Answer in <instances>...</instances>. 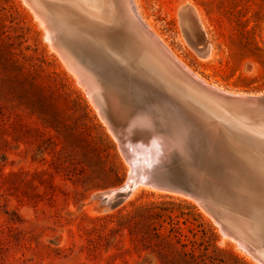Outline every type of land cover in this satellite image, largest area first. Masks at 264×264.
Returning <instances> with one entry per match:
<instances>
[{
    "label": "rangeland",
    "instance_id": "obj_1",
    "mask_svg": "<svg viewBox=\"0 0 264 264\" xmlns=\"http://www.w3.org/2000/svg\"><path fill=\"white\" fill-rule=\"evenodd\" d=\"M136 1L206 83L237 94L264 92V0ZM60 4L75 17L74 5ZM184 4L197 11L209 57L184 38ZM73 17L51 15L61 41L78 38ZM47 33L25 0H0V264H160L151 251L155 234L172 226L209 242L219 264H262L184 193L140 185L123 197L101 196L120 188L130 171L108 124L123 125L125 114L107 106L104 116ZM159 167L186 186L179 161ZM227 168L217 175L195 168L196 181L212 206L242 222L264 247V174Z\"/></svg>",
    "mask_w": 264,
    "mask_h": 264
},
{
    "label": "bare ground",
    "instance_id": "obj_2",
    "mask_svg": "<svg viewBox=\"0 0 264 264\" xmlns=\"http://www.w3.org/2000/svg\"><path fill=\"white\" fill-rule=\"evenodd\" d=\"M25 1L46 27L47 34H51L49 39L59 49L66 64L68 63L70 65L71 70H74L78 74L79 80L87 86L86 89L90 91L89 94H91L95 102H97V105L102 109L104 116L109 119L107 106L115 108L117 113L124 112L125 122L123 125H120L121 130L124 132H126V129L132 130L139 127L137 125L138 123L143 124L142 122L144 120L140 117L142 113L134 109L118 93H113L108 89L107 78L101 72L103 67L99 65L100 63L110 64L117 61L123 62L122 59H124V56L117 54L111 47L113 42L110 39V33L112 28L118 23L129 20L130 25H132L133 20L136 22L138 17L141 18L146 28L168 52L187 70L192 72L196 78L206 83L205 80L191 71L174 54L162 37L153 29L151 24L144 19L136 0ZM63 1H68L74 5L75 13L77 16L80 13L82 18L79 16L77 18L76 14L73 17L72 12L60 4ZM47 10L48 12L50 11V14ZM83 13L86 16H83ZM52 14L55 16L65 15L66 17H73L78 37L75 41H61L58 36V33L61 32L57 33L53 29L56 27H54L52 22ZM87 15L90 19H88ZM87 19L90 21L88 26L86 24ZM180 19L182 29L186 35H184V38L186 37L191 49L200 57L206 58L211 56L212 45L208 44L205 34L202 31L203 25L197 11L192 6L184 4L180 9ZM141 38L146 39L143 36ZM144 44H147V48L136 55L139 67L150 75V78H147L150 82L154 81L156 85H162L164 87L163 91L165 92L163 93L166 97H168L171 103L173 102L176 106L180 107L183 121L200 127L206 133L209 143L212 146L214 157L220 164L219 170H224V166L227 165V169L233 174L236 173V170L243 172L249 170L250 173L264 174V99L257 103L227 99L220 95L218 91L208 88L203 84L199 85L178 74L173 68H170V63L156 49L148 45L152 44L151 41L148 43L145 40ZM159 69L164 70L165 76L159 75ZM210 86L222 90L213 84ZM109 121V123H112V126L116 124L111 119ZM154 153V150L151 149L150 151L146 147L138 153L139 155L136 158L134 167L130 171V179H134L135 173L140 177L148 174L152 167V155ZM239 153L241 156L239 158L240 161L239 159L235 161L233 157L238 156ZM224 156L227 159V161L225 159L223 161L225 164L221 162ZM196 164L199 169L204 170L205 168L206 170H210L205 166H201L200 163ZM210 205L212 206L211 203ZM212 207L218 218L226 226L228 234L233 236L234 240L236 239L237 245L248 254H257L264 259V247L259 245V243L254 244L248 228L240 221L226 218L217 208Z\"/></svg>",
    "mask_w": 264,
    "mask_h": 264
},
{
    "label": "water",
    "instance_id": "obj_3",
    "mask_svg": "<svg viewBox=\"0 0 264 264\" xmlns=\"http://www.w3.org/2000/svg\"><path fill=\"white\" fill-rule=\"evenodd\" d=\"M182 31L184 33V30ZM142 36L146 38L145 40L148 43L151 41L152 44L148 45L156 49L170 63V68L195 83L214 89L220 95L231 100L257 103L264 99V92L261 94L228 93L196 78L146 28L141 18L138 17L136 22L133 20L132 25H130L129 20L118 23L110 33V39L113 42L111 47L117 54L124 56L123 62L100 63L99 65L103 67L101 72L107 78L108 89L113 93H118L134 109L142 113L140 117L144 121L142 125L138 123L139 127L135 129H126V132L121 130L120 125L115 124L112 126V123H109L108 120L107 122L119 143L122 155L130 165V171L134 167L138 153L143 148L146 147L150 151L152 149L155 153L152 155V167L147 175L140 177L135 173L132 180L129 171L125 183L120 188L115 189L113 192L103 193L101 196L109 200L115 197H123L140 185L181 192L196 200L219 226L221 234L228 236L226 226L218 218L205 196L203 187L196 181L197 176H195V168L198 167L196 163L210 169L213 175L219 173L220 164L214 157L206 133L200 127L183 121L180 107L170 102L163 93L165 92L163 91L164 87L156 85L154 81L150 82L147 79L150 78V75L139 67L136 55L147 48V44H144L145 40L141 38ZM164 74V70L159 69V75L165 76ZM175 160L179 161L183 168V172H175L186 183L184 187L175 185L170 181L172 172L159 171L160 163ZM252 257L264 264V259L257 254H252Z\"/></svg>",
    "mask_w": 264,
    "mask_h": 264
},
{
    "label": "trees",
    "instance_id": "obj_4",
    "mask_svg": "<svg viewBox=\"0 0 264 264\" xmlns=\"http://www.w3.org/2000/svg\"><path fill=\"white\" fill-rule=\"evenodd\" d=\"M155 237L156 243L151 251L160 264H219L209 254V242H197L185 237L175 226L168 234L157 231Z\"/></svg>",
    "mask_w": 264,
    "mask_h": 264
}]
</instances>
